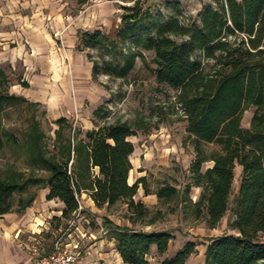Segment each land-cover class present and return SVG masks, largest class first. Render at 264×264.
Listing matches in <instances>:
<instances>
[{
    "label": "trees",
    "instance_id": "obj_1",
    "mask_svg": "<svg viewBox=\"0 0 264 264\" xmlns=\"http://www.w3.org/2000/svg\"><path fill=\"white\" fill-rule=\"evenodd\" d=\"M89 1L77 3L82 7ZM133 1L122 6L126 28L120 35H129L145 50H154L158 82L177 91L188 136L194 141L191 182L178 188L177 183L164 179L151 190L144 176L130 184L131 156L136 149L131 138L136 131L125 121L105 122L83 139L70 119L60 117L53 121L57 125V152H52L33 112L22 145L31 170L0 167V218L24 213L40 190L50 188L47 199H58L65 205L62 217L55 219L74 218L80 195L88 192L98 207L126 202L129 211L134 210L129 216L134 224L149 212L143 202L135 200L142 184L146 195L153 192L163 203L174 202L175 208L182 206L184 211L191 208L195 218L204 217L211 229L232 211L228 222L232 232L208 240L205 264H264V0H215L216 6H206L198 23L189 24L177 16L160 21L151 11L143 10L141 0ZM79 38L86 49L121 54L123 64L112 68L121 77L134 68L138 56L143 58L142 53L122 54L118 41L101 30L80 31ZM88 59L93 63L94 81H98L101 70L112 75L91 55ZM10 84L9 75L0 67V114L7 106L22 102L33 108L41 105L11 93ZM23 86L29 84L24 82ZM253 107L257 110L251 124L244 127V114ZM207 144L216 148L209 151ZM206 162L213 165L203 171ZM237 165L242 172L231 207ZM194 187L201 189L197 201L191 198ZM106 223L113 229L116 248L126 264H153L148 258L151 248L156 245L162 256L173 239L167 231L134 230ZM196 247L189 241L173 258L160 264H186Z\"/></svg>",
    "mask_w": 264,
    "mask_h": 264
},
{
    "label": "rangeland",
    "instance_id": "obj_2",
    "mask_svg": "<svg viewBox=\"0 0 264 264\" xmlns=\"http://www.w3.org/2000/svg\"><path fill=\"white\" fill-rule=\"evenodd\" d=\"M132 4L133 0H90L81 7L77 0H0V67L10 77V92L15 93V85L24 83L23 58L50 55L53 56L48 62L51 67L56 65L57 68H65L69 67L66 50L74 51L84 63L81 65L85 66L90 62L88 55H91L103 70L112 71V75H109L101 70L98 81H95L99 86L105 87L111 95L97 107L100 108L97 114L96 109L94 115L85 118L83 123L71 120L74 127L81 130L80 138L86 139L88 131L102 126L105 122L116 119L125 121L136 131V135L131 138L136 154L131 159L144 165L149 159L140 149H145L146 142L150 139L147 134H158L152 138L154 141L159 139L165 148L159 151L155 149L151 155L154 160L151 164L153 173L149 171L146 175L149 186L151 190H156L159 182L166 179L170 183H177L180 188L192 180L190 168L196 158L194 141L188 136L187 122L179 105L177 91L157 80L156 64L153 62L155 51L143 49L129 35H120L121 30L126 28L121 18L124 13L122 6ZM208 5L216 6L215 0H141L143 10L151 11L158 20L164 21L177 16L186 24L192 21L198 23L200 15ZM96 30H101L113 40H117L122 54H143V58L137 57L134 68L125 77H121L112 69L118 64H123L124 58L121 54L116 56L98 48L84 47L79 32L93 33ZM51 72L54 77V70ZM55 78H58V75ZM88 107L90 104L87 102L86 108ZM256 110L257 108L253 107L244 114V127L250 126L251 115L248 114H254ZM33 112L47 134L48 149L57 152V125L53 123L54 119L49 117L44 104L37 108L28 106L27 102L9 105L0 114V167L31 170L29 157L23 153L22 145ZM160 131L163 133L159 134ZM173 139L180 145L181 150L178 152L169 150L172 146L168 145L173 143ZM214 148V145H206L209 151ZM158 153L161 155L158 156ZM163 158L168 161L159 163ZM212 165V162L204 163L203 171ZM96 172L98 173L97 169ZM133 174L134 170L131 172L132 176ZM240 179L241 172L237 168L230 197L231 207L239 191ZM88 195V192H82L79 199L84 209L71 220L55 219L56 214L62 217L61 211L65 209V205L57 199L50 202L46 199L44 203L48 207L38 208L32 216H27L24 212L25 219L20 222H17L15 216L4 215L0 218L9 220L12 224L18 223L10 238L11 249L15 254L13 257L19 255V264H31L36 256L51 250L59 239L72 241L69 236L80 242V264H124L113 239V229L106 221L114 223L112 220L117 218H129L134 210L129 211L128 204L124 201L115 206L106 204L98 207L93 205ZM199 196L193 188L191 198L195 201ZM146 206L149 209L148 214L137 223L131 222L133 226L147 231H167L173 236L164 255L160 256L153 250L148 255L153 264L173 258L189 241L195 242L197 247L186 264H205L208 240L232 232L228 228V222L233 217L231 210L221 224L211 230L204 217L198 220L195 218L191 208L184 211L182 206L175 208L174 202L161 201L148 203Z\"/></svg>",
    "mask_w": 264,
    "mask_h": 264
},
{
    "label": "crops",
    "instance_id": "obj_3",
    "mask_svg": "<svg viewBox=\"0 0 264 264\" xmlns=\"http://www.w3.org/2000/svg\"><path fill=\"white\" fill-rule=\"evenodd\" d=\"M65 54L69 60V67L65 68H57L56 65H53L54 67H51L52 65H49L48 62L49 60L53 59V56L50 55H44L37 58L31 56L23 58L25 71L23 77L24 79L22 81L28 83L29 86L25 87L22 84H18L15 85L13 91H15V93L17 94L25 96L30 101L44 104L49 117L53 118L54 120L60 117H66L70 120H76L77 122L83 123L85 121V118L94 115L97 107L101 105L102 101L104 99H107L111 94L105 87L99 86L93 80V63L89 62L86 66L81 65L84 63L79 60L77 55L72 50H66ZM51 69L54 70L55 76L58 75V78H55V76H51L53 74V72H51ZM87 102L90 104V107L88 108H86ZM248 111L245 112V115L246 113H248ZM248 115H251L250 117H248L252 120L254 114ZM167 129L169 130V128ZM160 133L162 134L163 131H160L159 134ZM147 136L150 139L146 142L145 149H140V151L144 152L149 160L145 161L146 164L143 165L138 162V160L134 162L131 159L133 164V169L131 171L134 170V174L133 182H130V184H134L139 178L146 176L149 171H152L153 173L151 164L154 162V160L152 159L151 155L155 152V149L159 151L164 150L165 148H163V145L159 139H157V141H154L155 139L152 138L158 136V134L149 133L147 134ZM175 141L176 140L173 139V143H171V145H168L172 146V148L169 147V150L173 149L177 150L178 152L181 150V148L180 145ZM147 143L149 145H147ZM163 143H165L164 140ZM135 154L136 149L131 158H134ZM159 155L161 154L158 153V156ZM163 159H160L159 163H166V161H168L166 158ZM237 168H239L240 172H242V167L240 165H237L236 169ZM42 190L43 191L37 195L33 205L25 211L27 213V216L28 214L30 216L34 215L37 210L36 207H48L44 203V201L47 199V196L50 193V188H45ZM194 190H196L198 194L201 193V189L198 187H194ZM88 197L90 198L93 205H96L91 196L88 195ZM135 200L137 202L141 201L145 205H148V203H157L159 201V198L153 192L146 195L143 185L140 184L138 192L135 196ZM47 201L49 200L47 199ZM115 205H117V203ZM26 215H24V213H9L5 216H15L17 222H20L25 219ZM55 217L60 216L59 214H56ZM112 221L116 226L121 228L141 230V228L133 226L129 218H117ZM17 224L18 223L12 224L9 220H0V264H19V261H17L19 259V255L13 257V255L15 254H13L11 249L12 240L10 238V235L15 231V227H17ZM215 229L216 228L211 230ZM152 250L155 251L154 253L158 254V248L156 245L151 248V251Z\"/></svg>",
    "mask_w": 264,
    "mask_h": 264
},
{
    "label": "built area",
    "instance_id": "obj_4",
    "mask_svg": "<svg viewBox=\"0 0 264 264\" xmlns=\"http://www.w3.org/2000/svg\"><path fill=\"white\" fill-rule=\"evenodd\" d=\"M179 105L185 116V111L180 102ZM79 205L78 213L84 209L80 200ZM69 238L72 241L66 242L63 239H59L51 250L36 256L31 264H80V242L71 236Z\"/></svg>",
    "mask_w": 264,
    "mask_h": 264
},
{
    "label": "bare ground",
    "instance_id": "obj_5",
    "mask_svg": "<svg viewBox=\"0 0 264 264\" xmlns=\"http://www.w3.org/2000/svg\"><path fill=\"white\" fill-rule=\"evenodd\" d=\"M131 172H132V171H131ZM131 172H130L129 182H131L132 179H133V176L131 175ZM36 208L38 209V207H36Z\"/></svg>",
    "mask_w": 264,
    "mask_h": 264
}]
</instances>
